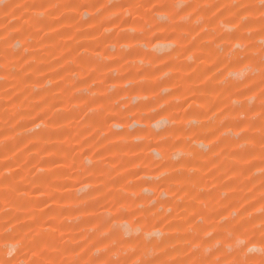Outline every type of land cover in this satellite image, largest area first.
Instances as JSON below:
<instances>
[{
	"label": "rangeland",
	"instance_id": "1",
	"mask_svg": "<svg viewBox=\"0 0 264 264\" xmlns=\"http://www.w3.org/2000/svg\"><path fill=\"white\" fill-rule=\"evenodd\" d=\"M264 0H0V264H261Z\"/></svg>",
	"mask_w": 264,
	"mask_h": 264
},
{
	"label": "snow or ice",
	"instance_id": "2",
	"mask_svg": "<svg viewBox=\"0 0 264 264\" xmlns=\"http://www.w3.org/2000/svg\"><path fill=\"white\" fill-rule=\"evenodd\" d=\"M262 7H264V5H262ZM260 227L262 230H264V222L261 223ZM261 254L264 256V248L261 249ZM241 264H250V262L248 260H244L241 262ZM261 264H264V260L261 261Z\"/></svg>",
	"mask_w": 264,
	"mask_h": 264
}]
</instances>
